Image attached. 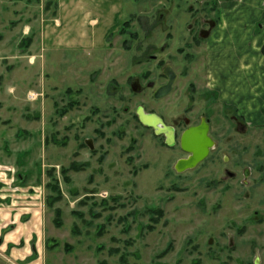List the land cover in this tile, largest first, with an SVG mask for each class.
<instances>
[{
    "label": "rangeland",
    "instance_id": "1",
    "mask_svg": "<svg viewBox=\"0 0 264 264\" xmlns=\"http://www.w3.org/2000/svg\"><path fill=\"white\" fill-rule=\"evenodd\" d=\"M13 1L0 0V165L13 167L15 182L23 176L42 187L46 264H264V102L257 114L244 115L205 100L202 51L170 97L153 98L164 80L151 56L175 60L181 71L175 54L186 41L185 24L219 20L227 0H122L129 24L108 48L86 53L35 44L36 60L28 57L32 37L24 36L22 8ZM42 1L45 8L49 0ZM258 22L260 32L264 16ZM262 48L251 68L259 101ZM136 79L143 90L134 89ZM246 92L231 94L243 102ZM140 108L179 133L210 114L215 148L195 169L178 173L187 153L144 126ZM75 163L84 167L72 170ZM56 182L61 199L51 205ZM156 210L163 216L155 223ZM48 241L56 246L49 249Z\"/></svg>",
    "mask_w": 264,
    "mask_h": 264
},
{
    "label": "crops",
    "instance_id": "2",
    "mask_svg": "<svg viewBox=\"0 0 264 264\" xmlns=\"http://www.w3.org/2000/svg\"><path fill=\"white\" fill-rule=\"evenodd\" d=\"M14 1L13 4H20L22 8L20 20L24 36L32 37L28 57L35 60L31 52L35 44L41 48L69 46L86 53L106 49L109 38L119 33L124 22L122 0H58L56 16L51 10L46 12L43 4L40 6L42 0ZM261 7L258 0H227L221 2L219 9L222 27L218 47L213 50L217 67L214 75L222 102L233 105L244 115L257 114L258 106L264 102L254 99L251 77L253 55L260 51L264 41V30L257 32L258 21L264 16ZM233 61L235 66L236 62L240 64L239 70L232 68ZM224 90H229V95ZM241 90L247 91V101L233 99ZM233 91L236 94H231ZM5 167L8 166L0 165V171ZM25 181L20 176L15 182L8 171L0 179V254L6 264H46L42 253L47 233L44 202L37 201L42 196V187Z\"/></svg>",
    "mask_w": 264,
    "mask_h": 264
},
{
    "label": "flooded vegetation",
    "instance_id": "3",
    "mask_svg": "<svg viewBox=\"0 0 264 264\" xmlns=\"http://www.w3.org/2000/svg\"><path fill=\"white\" fill-rule=\"evenodd\" d=\"M135 24L140 25L139 20H135ZM173 24H174V26H173V30H174L176 23L173 22ZM221 27H222L221 26V19L204 21V20H200L198 18H194L192 23H186L185 24L186 41L182 46H180L176 49V54H175L176 56L181 57L183 65L185 64L184 66L182 65L183 68L181 71H178V69L173 64V61H175V60H172V62H171V60H169L170 58H167L166 60H163V59L158 60L156 56H154V55L151 56L152 60L157 62L156 66L160 68L161 79L164 80L154 90L153 98H154V94L157 91V89H159L160 87H162L164 85H167L169 82V78L164 74V71L166 68L171 69L177 75L176 82L174 85V89L172 92V94H173L177 85L181 81V79L188 77V75H189L188 68H190L191 65L194 64V61H196V58H197L196 55L201 54V51H202V54L203 53L205 54V58H204V62H203L204 63V69H203L204 78H205V82H206L205 88L208 90L207 93L205 94L204 99L212 101L213 103H216V102L222 103L221 94H220V91L218 89V85H217L216 81H214V82L211 81V78H212L214 71H215V68H216V60H214V58H213V50L216 47H218L217 42L219 39V33L221 31ZM132 35L134 37L137 36V34H135V33H132ZM163 50L164 49L162 47V51ZM138 83H139V85H138ZM147 84L149 87H154V83L149 82ZM134 87L138 88L139 90H143V88H144V87H142L141 80H138V79H136V81L134 82ZM191 87H192V90H194V84H192ZM170 96H168V97H170ZM168 97H166V98H168ZM166 98H164V99H166ZM164 99L157 100V101H163ZM223 105L226 109H230V110L235 109L236 110V108L231 104L223 103ZM150 114H155V113H150ZM157 116H159V115H157ZM159 117L162 119V121L164 122V124L168 128L173 129L174 135H175V144L174 145H177V143H179L180 148H181V138H182V135L184 134V132H186L190 128L200 126L203 122H205L209 125V136H210L211 125H212V118H211L210 114L203 113L202 117L200 118V122L198 124H193V125L187 126L186 129L180 133L178 132V130H179L178 127H176L174 125H168L161 116H159ZM153 131L155 132L154 129H153ZM162 136L164 137L165 143L167 144L166 135L162 134ZM210 138H211V136H210ZM188 156L189 155L187 154V157ZM256 262H258L257 259L255 260V264H257Z\"/></svg>",
    "mask_w": 264,
    "mask_h": 264
},
{
    "label": "water",
    "instance_id": "4",
    "mask_svg": "<svg viewBox=\"0 0 264 264\" xmlns=\"http://www.w3.org/2000/svg\"><path fill=\"white\" fill-rule=\"evenodd\" d=\"M164 74L169 78V82L167 85L157 89L154 94L155 100H162L170 96L173 92L177 75L168 68L165 69ZM138 118L144 126L154 129L157 135H166L167 145L174 146V131L168 128L159 116L147 113L143 108H140ZM214 148L215 142L209 136V125L207 123L203 122L198 127L190 128L184 132L181 138V149L189 156L180 159L176 163V171L178 173H184L195 169L209 156L211 150Z\"/></svg>",
    "mask_w": 264,
    "mask_h": 264
},
{
    "label": "trees",
    "instance_id": "5",
    "mask_svg": "<svg viewBox=\"0 0 264 264\" xmlns=\"http://www.w3.org/2000/svg\"><path fill=\"white\" fill-rule=\"evenodd\" d=\"M53 6H55V7H54L55 9L53 10L52 15H53V16H56V15H57L56 12H57V9H58V3H56V2L54 3L52 0H49V1L47 2L46 6H45V10H46V11H50L51 8H52ZM128 24H129V22H125V23H124L122 29L119 31V34H120V35H122V34L125 33V29H124V28H125ZM26 40H27V41H26V42H27L26 47L29 48V47L31 46V44H32V39H26ZM262 52H263V54H264V46H263V48H262ZM81 167L83 168L84 166L75 163V164L72 165V170H75V171H77V170H81V169H82ZM63 172H66V171L63 170ZM67 181H68V179H67ZM55 184H56L57 186H54V187H53V191H56V192L58 193V195H57L56 197H52V198H51V201H50L51 205H53V203H57V202L61 199L60 190L58 189V183L56 182ZM52 207H53V206H51V208H52ZM55 213H56L55 224H56V226L60 227V226H61V221H60V215H61V212H60V209H56V210H55ZM154 213L158 215L157 218L152 219V221H154V222L156 223V222H158V221L160 220V216H163V211H161V210H156V211H154ZM50 243H51V241H48V247H49V249L52 248V247H55V246H56L55 243H54V245H52V246L50 245ZM167 250H168V249H167ZM167 250H166V252H165L164 254L167 253Z\"/></svg>",
    "mask_w": 264,
    "mask_h": 264
},
{
    "label": "built area",
    "instance_id": "6",
    "mask_svg": "<svg viewBox=\"0 0 264 264\" xmlns=\"http://www.w3.org/2000/svg\"><path fill=\"white\" fill-rule=\"evenodd\" d=\"M5 171L11 172L12 175L14 174V169L12 167H5V170L0 171V179H2V175L5 174Z\"/></svg>",
    "mask_w": 264,
    "mask_h": 264
}]
</instances>
